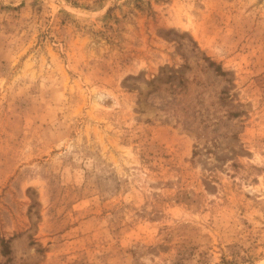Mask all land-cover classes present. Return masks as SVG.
Wrapping results in <instances>:
<instances>
[{"label": "rangeland", "instance_id": "374dc122", "mask_svg": "<svg viewBox=\"0 0 264 264\" xmlns=\"http://www.w3.org/2000/svg\"><path fill=\"white\" fill-rule=\"evenodd\" d=\"M0 264H264V0H0Z\"/></svg>", "mask_w": 264, "mask_h": 264}]
</instances>
